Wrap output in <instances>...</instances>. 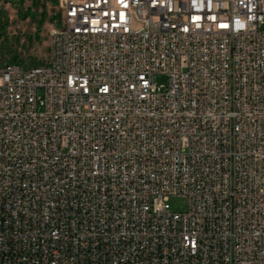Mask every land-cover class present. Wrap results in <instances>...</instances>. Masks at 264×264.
<instances>
[{"label": "built area", "instance_id": "built-area-1", "mask_svg": "<svg viewBox=\"0 0 264 264\" xmlns=\"http://www.w3.org/2000/svg\"><path fill=\"white\" fill-rule=\"evenodd\" d=\"M58 1L0 66V264H264V0Z\"/></svg>", "mask_w": 264, "mask_h": 264}, {"label": "rangeland", "instance_id": "rangeland-1", "mask_svg": "<svg viewBox=\"0 0 264 264\" xmlns=\"http://www.w3.org/2000/svg\"><path fill=\"white\" fill-rule=\"evenodd\" d=\"M58 0H3L0 5V66L17 62L24 70L48 66L50 31L61 25ZM166 77H158L163 83ZM185 196L173 195L166 207L174 212L187 209Z\"/></svg>", "mask_w": 264, "mask_h": 264}]
</instances>
